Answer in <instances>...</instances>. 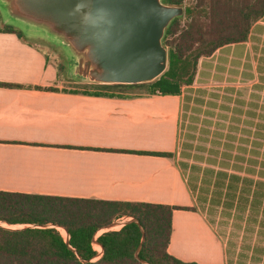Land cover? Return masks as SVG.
<instances>
[{
	"label": "crops",
	"instance_id": "0c3cea01",
	"mask_svg": "<svg viewBox=\"0 0 264 264\" xmlns=\"http://www.w3.org/2000/svg\"><path fill=\"white\" fill-rule=\"evenodd\" d=\"M4 25L7 24L0 18V191L195 208L173 213L168 247L172 256L198 264H264V228H223L225 235H220L198 205L194 187L184 173L187 164L180 163L188 161L181 158L180 138L182 128L189 127L184 113L194 100L186 97L196 91L162 96L127 94L123 90L116 93L120 95L111 96L106 91L96 94L98 90H66L56 65L57 56L49 55L37 42L5 31ZM263 46L264 19L252 30L241 57L233 54L232 47L229 54L220 51L215 58L248 62L252 65L248 71L257 74ZM215 58L205 60L213 63V68L200 64L199 72L207 71L211 74L208 78H213L216 66L231 67V62L218 63ZM237 70L241 74L245 68ZM232 82H220L221 87L213 93L192 86L207 90L204 93L209 95L203 101L202 118L209 143L203 158L204 173L208 176L203 178V208L214 207L212 191L217 173L237 174L221 168L222 157L216 159L213 154L222 156L227 143H231L230 137L236 138V148L237 138L244 135V130H257L260 117L253 118V112L264 116L260 94L264 82L248 81L253 82L249 98H243L242 91ZM252 105H258V109ZM124 220L127 223L131 218ZM117 222L119 219L114 224ZM114 228L122 227L102 229L96 238ZM60 232L68 241V235ZM93 248L96 262L103 250L96 243Z\"/></svg>",
	"mask_w": 264,
	"mask_h": 264
},
{
	"label": "trees",
	"instance_id": "16d2710c",
	"mask_svg": "<svg viewBox=\"0 0 264 264\" xmlns=\"http://www.w3.org/2000/svg\"><path fill=\"white\" fill-rule=\"evenodd\" d=\"M195 1L185 7L184 16L175 19L166 31L164 46L168 49V67L162 76L144 84H98L96 94H105L106 91L108 95L115 96L124 89L142 88L146 95L179 96L183 91H193L197 77L211 76L207 71L199 72V66L213 68L214 64L205 60L215 58L217 52L229 54L234 47L233 54L241 57L243 45L251 39L252 30L264 19V0ZM185 2L163 0L172 6H184ZM4 29L24 37L13 26L4 25ZM255 49L259 50V47ZM260 51L257 74L248 71L252 68L248 62L229 61L223 56L215 59L218 63L231 62V65L242 66L245 70L241 74L239 71L231 72L248 80L259 78L262 82L264 46ZM249 59L248 55L246 60ZM216 69L225 68L216 66ZM186 99L190 100V96ZM252 107L258 109V105ZM262 109L264 111V107ZM257 116L260 122L255 132L244 130V135L237 138L239 145L236 148L234 144L227 143L220 167L237 174L217 173L212 205L236 209L243 215L248 213L247 218L238 215L237 219L264 228V116L252 113L253 118ZM234 139L233 136L229 138L230 141ZM234 149H237V154L232 155L230 151ZM161 155L172 156L169 153ZM231 159L236 161L235 165ZM211 161L217 163V160ZM200 190L203 192V188ZM176 210L195 211V208L73 200L0 191V223L31 226L15 230L0 226V264H198L181 261L168 252ZM121 217L131 220L120 230H109L96 238L102 229L114 226V221ZM58 227L63 228L61 230L65 236L68 235V241ZM94 243L103 250V256L96 262L93 261L97 256Z\"/></svg>",
	"mask_w": 264,
	"mask_h": 264
},
{
	"label": "water",
	"instance_id": "95a60500",
	"mask_svg": "<svg viewBox=\"0 0 264 264\" xmlns=\"http://www.w3.org/2000/svg\"><path fill=\"white\" fill-rule=\"evenodd\" d=\"M0 7L7 25L26 23L63 48L70 79L101 85L144 84L162 76L166 31L185 14L184 6L163 0H0Z\"/></svg>",
	"mask_w": 264,
	"mask_h": 264
},
{
	"label": "rangeland",
	"instance_id": "374dc122",
	"mask_svg": "<svg viewBox=\"0 0 264 264\" xmlns=\"http://www.w3.org/2000/svg\"><path fill=\"white\" fill-rule=\"evenodd\" d=\"M193 3H196L195 0H186L184 7H187L188 5H192ZM0 15L2 20H5V16L7 17V12L0 7ZM24 24V23H23ZM26 27L18 26L19 30L22 32L23 36L31 40L33 42H37L40 45H43L44 49L48 52L49 55L53 56L56 55V65L58 66V69L60 71V79L62 81H65L64 83V89L70 90V91H84V92H93V91H99L98 87L95 85H86L85 83H78L79 81H75L73 79H70L68 76L69 71V64L66 56L64 55V50L63 48L59 47L56 43L52 42L49 39H44L42 31L37 30V29H30L33 28L31 26H28V24H24ZM184 25V23H183ZM30 27V28H29ZM43 34V35H42ZM48 40V41H47ZM220 67L225 70H217L214 69L215 71V77L213 78H204L201 76L199 82L196 84L197 79L195 80L194 86L196 85L197 87H202L207 90H210L209 93H213V91H218L219 87H221L220 82H225V81H233L234 86L236 87L237 90L242 91L243 98H249L250 93L252 92V84L253 82H248L250 80L246 79V77L241 76L239 74L232 73L231 70L238 71L237 67L234 66L233 64L231 67L227 68L224 66V64L220 65ZM228 70L230 72L228 73ZM255 80L260 81L259 78H256ZM220 81V82H219ZM264 82V81H262ZM203 89H193V91H196V94L192 93L193 95H188L191 96L194 100H191L189 105H187V110L184 113L186 118L185 121H189V124L185 130V128H182V135H181V147L183 150V155L182 159L188 160L186 161L187 163H184L183 161H180V163L184 165L187 164V167L183 168L184 173L186 174V177L190 184L192 186H196L194 189L195 196L198 197V205L200 206V209L202 212L205 213L207 216L208 220L212 223L213 227L218 230L220 235H225L222 230L223 228H253V224L247 222L246 220L243 222L239 219H237V216H245V218L248 217V213L242 214L240 211L236 209H226L222 206L220 208L217 207H212V209H208L207 206L203 208V192L200 190V188H203V178H208V176H205L206 174L204 173V148L205 146H208L209 143L206 141V137L204 136L203 132V108H204V102L206 101L205 98L207 90ZM198 90H201L202 92H198ZM192 91V92H193ZM262 100L264 101V90L260 91ZM124 93H131L135 95H146L145 94V89L142 88H135L131 89V92L126 89H124ZM219 138H216V142L218 143ZM231 143L234 144V141L231 140ZM218 147V144L215 145ZM251 146V145H248ZM218 152V150L216 149ZM232 152L231 154H235L234 150L230 151ZM216 159H220L221 156L219 153H214L213 154ZM202 158V159H201ZM223 160V158H222ZM233 159H231V163H233ZM197 178V179H196ZM247 216V217H246ZM0 226L4 228H15V229H23V228H28L31 227L30 225L27 224H20V225H8L6 223H0ZM113 227V226H111ZM111 227L105 228V229H110ZM116 228L112 229L115 230Z\"/></svg>",
	"mask_w": 264,
	"mask_h": 264
},
{
	"label": "built area",
	"instance_id": "2783aa9c",
	"mask_svg": "<svg viewBox=\"0 0 264 264\" xmlns=\"http://www.w3.org/2000/svg\"><path fill=\"white\" fill-rule=\"evenodd\" d=\"M125 217H121L119 218V222H117L116 224H114V227L116 226H121L123 227L126 224V221L124 220Z\"/></svg>",
	"mask_w": 264,
	"mask_h": 264
}]
</instances>
